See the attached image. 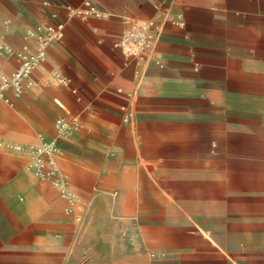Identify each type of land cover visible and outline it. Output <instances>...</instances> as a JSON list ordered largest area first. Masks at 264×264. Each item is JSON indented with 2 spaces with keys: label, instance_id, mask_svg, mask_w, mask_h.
Wrapping results in <instances>:
<instances>
[{
  "label": "crops",
  "instance_id": "obj_1",
  "mask_svg": "<svg viewBox=\"0 0 264 264\" xmlns=\"http://www.w3.org/2000/svg\"><path fill=\"white\" fill-rule=\"evenodd\" d=\"M83 1L0 0L14 51L65 23L31 84L0 98V264H264V0H91L103 15L69 16ZM127 17L162 25L145 60L117 44ZM63 114L79 119L58 141L69 213L14 147Z\"/></svg>",
  "mask_w": 264,
  "mask_h": 264
},
{
  "label": "built area",
  "instance_id": "obj_2",
  "mask_svg": "<svg viewBox=\"0 0 264 264\" xmlns=\"http://www.w3.org/2000/svg\"><path fill=\"white\" fill-rule=\"evenodd\" d=\"M66 8L69 16L86 17L93 15L98 17L104 14L91 0H84L79 6L67 5ZM125 20L129 26L122 33L117 44L127 56L138 61L145 60L152 53L160 38L162 25L157 23L154 18H147L138 23L134 22L131 17H127ZM64 25L65 23L62 21L43 23L39 24L34 31H30L35 33L37 37V47L32 53L14 51L8 45H0L1 50L15 53L19 60L18 65L9 74H0V98L3 92L8 89L18 94L24 84H31L28 78L32 70L45 58L50 43L62 37ZM157 63L161 65L158 61ZM53 76L59 83L68 84L70 82V79L59 71H53ZM129 115V113H124L123 120H128ZM78 127L79 119L76 115L63 114L54 121L55 135L52 138L39 135V141L34 145H28L27 147L14 145L16 149H26L28 153L26 170L39 179L48 181L58 191L60 197L67 202L65 211L68 213L72 211L77 201V195L70 189L68 179L60 167L58 141Z\"/></svg>",
  "mask_w": 264,
  "mask_h": 264
},
{
  "label": "rangeland",
  "instance_id": "obj_3",
  "mask_svg": "<svg viewBox=\"0 0 264 264\" xmlns=\"http://www.w3.org/2000/svg\"><path fill=\"white\" fill-rule=\"evenodd\" d=\"M156 255L163 257V256H166L167 254L163 251H158Z\"/></svg>",
  "mask_w": 264,
  "mask_h": 264
}]
</instances>
